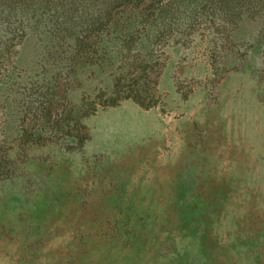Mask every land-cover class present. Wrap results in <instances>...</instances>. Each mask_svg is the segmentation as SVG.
Returning <instances> with one entry per match:
<instances>
[{"label": "rangeland", "instance_id": "obj_1", "mask_svg": "<svg viewBox=\"0 0 264 264\" xmlns=\"http://www.w3.org/2000/svg\"><path fill=\"white\" fill-rule=\"evenodd\" d=\"M131 2L74 45L14 36L0 264H264V2L213 21ZM38 62L42 123L17 102Z\"/></svg>", "mask_w": 264, "mask_h": 264}, {"label": "trees", "instance_id": "obj_2", "mask_svg": "<svg viewBox=\"0 0 264 264\" xmlns=\"http://www.w3.org/2000/svg\"><path fill=\"white\" fill-rule=\"evenodd\" d=\"M177 4L185 12H193V15L206 14L205 17L213 19H222L232 16L233 18L242 16L243 12L251 8L250 2L246 0H167ZM245 3L244 6L241 3ZM257 3V0H254ZM264 0H259L257 5H261ZM129 5L131 0H0V76L5 77V82L14 75L15 63L13 64V54L9 47L20 46V40L14 36L19 34L23 38H29L34 32L40 37L43 30L58 31L70 36L67 44L74 45L79 43L82 38L77 35L82 31L91 32L97 22H107L111 19V8L116 4ZM136 7L138 8L137 4ZM134 9V8H133ZM94 15V16H93ZM236 16V17H235ZM42 52L34 55L39 60ZM33 63V62H30ZM38 70H34L28 77L30 87L26 91L30 99L23 96L17 100L21 106V111L30 116L29 119L41 121L42 117V66L38 62ZM20 72V71H16ZM18 74V73H15ZM21 94L20 91L17 93ZM34 94V100H31ZM38 98V99H37ZM36 102V103H35ZM46 118V117H45ZM13 155L17 156L20 151H15ZM11 169V167H10ZM9 169V170H10ZM8 170V171H9ZM2 172V171H1ZM14 168L12 172L2 177L0 174V189L2 186L10 185L15 176ZM22 190L21 188H19ZM3 190V189H2ZM1 191V190H0Z\"/></svg>", "mask_w": 264, "mask_h": 264}]
</instances>
